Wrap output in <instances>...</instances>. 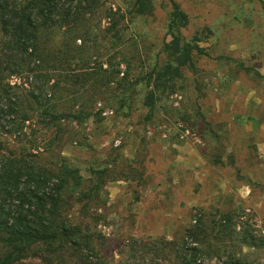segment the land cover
Masks as SVG:
<instances>
[{"label": "rangeland", "instance_id": "374dc122", "mask_svg": "<svg viewBox=\"0 0 264 264\" xmlns=\"http://www.w3.org/2000/svg\"><path fill=\"white\" fill-rule=\"evenodd\" d=\"M172 2L188 19L180 29L183 40L203 54L192 51L194 66L183 68L174 90L150 111L143 105L142 78L165 59ZM151 3V13L132 16L133 0H96L73 34L64 27L46 32L48 51L65 57V46L80 50V61L67 70L80 75L88 66L105 69L111 59L120 72L109 87L62 80L53 101L56 125L44 126L34 115L19 130L5 119L0 168L5 157L18 167L75 170L80 186L63 193L73 220L85 201L73 199L98 183V197L88 206L98 220L89 215L84 223L104 237L106 264H174L176 254L191 248L201 252L194 264H216L230 255L264 264V245L243 243L246 234L264 237V0ZM109 10L115 15L105 16ZM113 21L117 26L107 30ZM32 73L7 82L26 94ZM124 74L132 84L127 91L117 87ZM80 109L88 114L82 122L63 117ZM22 154L31 157L22 163ZM88 260L95 261L90 254ZM24 264L64 262L47 254Z\"/></svg>", "mask_w": 264, "mask_h": 264}, {"label": "trees", "instance_id": "16d2710c", "mask_svg": "<svg viewBox=\"0 0 264 264\" xmlns=\"http://www.w3.org/2000/svg\"><path fill=\"white\" fill-rule=\"evenodd\" d=\"M95 2L96 0H0V128L5 119H8V124L17 126L20 130L24 122L32 120L34 115L38 116V122L44 126L56 125L60 115L53 113V101L62 80L73 85L81 83L82 88L88 85L99 88L109 87L117 79L119 64L112 63L111 59L105 69L101 65L97 68L88 66L82 68L84 73L78 75L77 71L67 70L69 67L65 66L77 65L80 61L79 49L65 46L67 50L63 57L59 52L48 51L44 42L48 30L56 31L64 27L65 33L73 34L77 30L78 20L92 13L91 4ZM152 9L151 0H133L129 13L139 16L151 13ZM110 14L115 15L109 10L105 16L110 17ZM187 22L186 14L172 2L167 29L171 39L163 44L161 50L165 53V59L162 65L153 67L142 78L147 86L143 105L150 111H153L162 94L169 89L174 90L176 82L183 76V68L194 66L192 51L197 55L203 54L198 45L183 40L180 29ZM117 23L118 21H113L107 30L114 29ZM48 66H51L50 69H47ZM24 72L34 74L31 90L26 94L18 92L19 86H11L7 82L11 76ZM126 74L116 81L117 87L127 91L132 84L127 81ZM26 100L30 101L27 110L23 107ZM87 115L84 109H80L77 113L63 117L82 122ZM27 154H22V163L30 159L31 156ZM1 155L0 148V157ZM79 180L78 173L66 165L50 170L27 164L18 167L13 165L11 159L4 157L0 168V264H24L30 258L44 261L47 254L59 256L64 264H106L101 257L104 237L100 232H92L84 223L89 215L95 221L98 220L96 215L89 213L88 206L98 197L100 185L95 184L86 194L73 199V203H81L85 199L76 220L66 211L70 201L63 197L65 188L69 185L80 186ZM21 185H25V188L22 189ZM243 239V243L250 248L264 245V237L246 234ZM246 240H250V243ZM89 254L94 257V263L89 262ZM198 254L200 256L201 252L194 248L188 249V253L179 252L175 255L174 264H194ZM66 255L74 257L73 262L65 260ZM216 264L247 263L240 256L230 255Z\"/></svg>", "mask_w": 264, "mask_h": 264}, {"label": "built area", "instance_id": "2783aa9c", "mask_svg": "<svg viewBox=\"0 0 264 264\" xmlns=\"http://www.w3.org/2000/svg\"><path fill=\"white\" fill-rule=\"evenodd\" d=\"M103 66L105 67V65H103ZM109 113H111V112H109ZM103 114H104V115H107V114H108V112H107V111H105Z\"/></svg>", "mask_w": 264, "mask_h": 264}]
</instances>
